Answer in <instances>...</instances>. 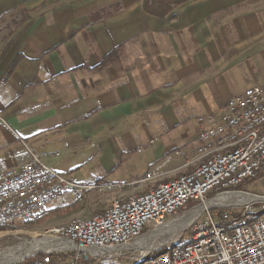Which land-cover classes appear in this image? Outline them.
<instances>
[{"label":"crops","instance_id":"crops-1","mask_svg":"<svg viewBox=\"0 0 264 264\" xmlns=\"http://www.w3.org/2000/svg\"><path fill=\"white\" fill-rule=\"evenodd\" d=\"M263 81L264 0L163 19L143 0H0V170L24 142L82 183L127 185L114 197L153 190L199 162L198 118Z\"/></svg>","mask_w":264,"mask_h":264},{"label":"built area","instance_id":"built-area-1","mask_svg":"<svg viewBox=\"0 0 264 264\" xmlns=\"http://www.w3.org/2000/svg\"><path fill=\"white\" fill-rule=\"evenodd\" d=\"M197 123L200 148L210 139L220 138L226 141V149L202 162L200 169L169 180L156 192L109 206L93 215L89 223H71L60 229V236L43 237L47 240L44 248L27 256L26 264L133 262L138 255L168 244L144 249L140 242L167 231L171 221H183L194 213L198 215L187 225L192 229L182 249L153 264H264V218L250 219L252 210L264 206V195L240 190L245 183L257 180L264 169V81L230 98L217 114L198 118ZM242 129H252V136L246 144L234 147V137ZM23 146L28 159L0 170V223L36 221L70 203L83 202L91 193L127 187L82 183L74 174L59 173L47 165V154H36L24 142ZM159 169L145 178L151 179ZM238 195L249 196V201L209 206L216 198Z\"/></svg>","mask_w":264,"mask_h":264},{"label":"rangeland","instance_id":"rangeland-1","mask_svg":"<svg viewBox=\"0 0 264 264\" xmlns=\"http://www.w3.org/2000/svg\"><path fill=\"white\" fill-rule=\"evenodd\" d=\"M141 184L144 186L146 183H140L138 185H141ZM240 190L251 193V194H255V195H264V169H263V172L258 176L257 180L249 181L245 183L243 187H241ZM120 191L121 190H118L115 192H120ZM115 192L91 193L83 202L70 203L63 209L57 212H54V213L46 214L40 218H37L36 221H31V223L29 224H26V225L19 224V225L10 227V228L0 229V255L3 252L7 253L9 250L11 251L12 249H15L16 247L22 244H25V242H28L32 239H35V238L39 239L42 237H52V234L54 233V230L56 228L66 225L69 222H72L78 218L88 219L90 217L87 218V215H95L98 213H102L110 206L111 202L114 201L115 199H127L129 196L142 195L149 191L144 190L143 192L142 191L133 192L132 194H129L128 196H125V197L119 196V195L117 196L115 195L114 197L113 194ZM90 197H94V198H92V200H89ZM174 222H175L174 220L171 221V223H174ZM183 228L184 229H181V231H179L170 241H166L163 243L164 244L168 243L166 244L167 246H172L173 244H177L178 241L180 242V244L187 242L189 240L190 229L192 228L188 229L187 225ZM173 230L174 229H172L171 232H173ZM159 232H158L159 234L155 237V240H153L154 243L151 244L153 247L165 237V234L170 232V228L168 227V230L163 233L161 231ZM163 243L161 245H164ZM151 245L149 246L148 243H145L143 247H151ZM165 248L166 246L161 247L156 252L152 251L151 256L152 257L156 256L158 252L164 251ZM27 256H32V255H26V257H23L19 261L13 262V263L22 264L23 262L28 261Z\"/></svg>","mask_w":264,"mask_h":264},{"label":"bare ground","instance_id":"bare-ground-1","mask_svg":"<svg viewBox=\"0 0 264 264\" xmlns=\"http://www.w3.org/2000/svg\"><path fill=\"white\" fill-rule=\"evenodd\" d=\"M250 136H252V129H242V131L240 132V135L234 137V147H241L242 144H246L248 142ZM221 149H226V141H220V138L210 139L208 144H205V146L198 149L197 160L199 162L197 163V165L195 166L194 169H200L202 162H208V159H212V157L215 154L219 153ZM167 182L168 181L158 183L155 186V188L153 190L151 189V191H149V192L158 191L159 188H162ZM135 196L136 197H145V194L132 195V196H129L127 199H115L114 201L111 202L110 206H116V205H118V203H129L131 201H134ZM233 201L238 202V203H244V202L249 201V196L238 195V196H234V197L227 196V197L216 198L213 202L210 203L209 206L227 205ZM98 214H101V213H98ZM98 214H95V215H98ZM197 215H198V213H194V214H191V215L185 217L183 219V221L180 220L181 222L175 221L174 223H169L167 226L170 228V232L165 234V237L160 242H158L155 246L161 245L163 242L170 241L179 231H181V229L183 227H185L186 225H189L196 218ZM92 218H93V216H91L88 219L78 218L72 222H69L66 225H63L61 227L56 228L54 230V233L52 234V236L53 235L60 236V229L68 228V225L71 223H72V225L85 224V223L91 222ZM263 218H264V206L260 207V209H254V210H252V212H250V219H263ZM29 223H31V221L29 222V220H25V219H11V220L4 221V222L0 223V229L10 228V227H13L14 225H17V224L18 225L19 224L26 225ZM172 229H174L173 232H171ZM153 240H155V236H150L149 238H146L145 240L140 242L141 244L143 243L141 246H144L145 243H148L150 246L152 243H154ZM46 242H47V240L43 239V237L39 238V239L35 238V239H32L28 242H25V244H22V245L16 247L15 249H12L11 251L9 250L7 253L3 252L0 255V264H11L13 262L19 261L23 257H26V255L35 254L39 250L44 248L43 245L46 244ZM39 244H41V245H39ZM151 247H153V246L151 245ZM146 248L148 249L150 247H144V249H146ZM181 249H182V244H180V242L178 241L177 244H173L172 246L166 245L165 250L158 252L156 254V256L152 257L151 256L152 253L148 252L146 254L138 255V260H134L133 262H129L126 264H153L156 261L162 260L163 258H165L167 256H172L174 254V252H176L177 250H181ZM154 251L156 252V251H158V249L154 250ZM110 264H122V263H110Z\"/></svg>","mask_w":264,"mask_h":264},{"label":"trees","instance_id":"trees-1","mask_svg":"<svg viewBox=\"0 0 264 264\" xmlns=\"http://www.w3.org/2000/svg\"><path fill=\"white\" fill-rule=\"evenodd\" d=\"M191 1H198V0H143V10L147 15L163 19L167 17L169 13L172 11V9L175 8L176 6ZM111 55H109V57ZM15 64L16 63L12 65L10 71H12ZM26 263L27 261L23 262L22 264H26Z\"/></svg>","mask_w":264,"mask_h":264}]
</instances>
